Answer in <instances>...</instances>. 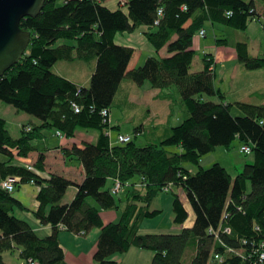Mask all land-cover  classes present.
<instances>
[{
	"label": "trees",
	"instance_id": "16d2710c",
	"mask_svg": "<svg viewBox=\"0 0 264 264\" xmlns=\"http://www.w3.org/2000/svg\"><path fill=\"white\" fill-rule=\"evenodd\" d=\"M105 1L63 0L60 4L59 0H45L40 13L20 21V27L31 32V42L21 59L0 76V101L40 123L28 126L29 131L24 126L21 135L12 138L4 118H0V153L10 158L14 152L25 157L36 150L32 142L41 138L45 128L57 130L66 138L73 137L78 128L96 129L99 137L95 142L62 149L65 158H76L84 169L83 180L75 184L76 192L69 203L62 199L73 182L59 174L52 173L38 189L39 205L32 213L40 224L51 225L50 235L37 234L31 224L13 214L16 208L28 207L0 187V264H10L2 253L14 247H19L23 264L29 258L38 264H67L58 234L63 228L81 236L98 228L95 264H118L111 256L126 253L131 247L154 251L150 264H264L247 255L250 241L264 239V103L226 101L214 86L212 55L204 53L202 70L190 72L195 57L193 39L205 23L221 25L229 34L243 31L260 16L254 0H125V9H111ZM159 7L163 15L155 25ZM138 29L157 53L165 48L167 55L150 56L127 72L133 48L116 44L114 36ZM58 40L65 42L54 45ZM229 42L226 37L215 41L219 45ZM230 43H234L244 69L264 67V57L248 53V42ZM75 58L95 60L86 87L53 69L57 61ZM125 76L137 86L148 81L153 88L168 90L174 103L185 106L183 121L170 127L160 140L143 146L132 137L128 142L111 143L105 133L110 127L109 110ZM203 95L218 100L203 99ZM71 101L81 106L79 112H74ZM232 106L239 107L242 114L233 116ZM102 108L109 113L108 123L99 113ZM140 127L133 129L135 135ZM235 138L240 146L250 147L253 161L234 178L220 163L207 169L201 166V157L218 145L228 148ZM175 145L182 151L168 149ZM44 158L42 151L35 170L44 168ZM187 162L197 170L186 169ZM36 172L0 162V181L16 174L22 181L33 179L41 184ZM115 179L120 181L121 190L126 189L124 201L118 196L121 190L111 193ZM110 181L111 187H105ZM167 185L171 186L167 190L174 189V222L179 225L187 219L180 189L193 208L192 226L176 233H140L142 222L161 211L151 204ZM119 208L122 211L117 221H102L101 210ZM224 212L230 216L224 218ZM226 226L229 232L224 231ZM211 228L215 232H210ZM244 239L246 243H242ZM229 248L240 250V255L229 252Z\"/></svg>",
	"mask_w": 264,
	"mask_h": 264
},
{
	"label": "rangeland",
	"instance_id": "374dc122",
	"mask_svg": "<svg viewBox=\"0 0 264 264\" xmlns=\"http://www.w3.org/2000/svg\"><path fill=\"white\" fill-rule=\"evenodd\" d=\"M61 2H63V0H59L60 4ZM119 2H120V5H119ZM123 2H125V0H108L105 2V5H107L111 9H115L116 7L125 9ZM254 4L260 16L259 18H256V20L249 22L248 26L243 31L235 30L234 34H229L226 32H221L222 29L217 31V29H215V27L213 26L214 24L212 25L210 22L205 23L204 27H205L207 34L205 37L203 36V38L199 39V44L201 46L200 49H203V47H206L207 49H209V51L212 54H215L217 57V55H219L218 54L219 49L218 48L215 49L214 43L217 38L223 39L224 37H226V38H229L230 42L231 41L248 42L249 44L248 53H250L253 56H257V55L264 56L263 54L264 53V24H263L264 5H263L262 0H254ZM215 26L217 28V26H221V25L215 24ZM138 32H140L139 29L138 31H134V34H137ZM127 34L117 32L114 36L115 37L114 41L116 43L117 39L120 38L121 43L117 42L116 44L127 45L129 43L130 46L135 48V51H133V55H132V63L141 65L150 56H155V57L162 56V52H160V54L157 53L155 48L150 43H148V41L146 40L144 36L143 38L142 36L140 38V36L137 37L136 35H133V37L129 40L127 37ZM62 41L63 40H58L55 42L54 45H59ZM222 50H225V49H222ZM222 50H221V54L224 52ZM225 53H223V55L225 58H227V55ZM164 54H166V52ZM202 56L203 55H201L200 50H198L195 53V57L191 64L190 72L193 73L195 71L202 70L203 68L202 61H201V59L203 58ZM217 65H218L217 74L215 75V79H214L215 86L218 85V87H221L223 90L225 91L228 90L229 93H227L228 94L227 97L230 100L233 98L232 95H237V93H233L232 91L234 88L232 86L233 81L229 77L230 65H227V67L225 68V66L222 64L220 59L217 61ZM53 69L55 70L65 69V71L67 72L71 71L72 76L77 79V82L84 84V82H86L85 80L88 79V78L85 79L86 78L85 74L86 72H89L90 68H89V64H86V63L85 64L82 62L66 63V61H64V62H58V64L53 66ZM243 70L244 72L249 71L248 69L247 70L243 69ZM258 70L259 72H264V67H261ZM256 78L257 79L259 78L261 80V77L259 75ZM89 79H90V76H89ZM257 79H255L254 77L250 78V76L247 79H243L241 83L239 84L237 91H239V89H241L242 87H245L246 85H248V88H249L250 86L249 84L256 83L255 80L257 81ZM238 81H239V78L235 80V83L237 84ZM173 89L176 91V88L173 87ZM124 90L127 91V94L129 95V97L133 98V100L136 101L135 105L128 106L127 103L121 102V100L123 99L122 96L125 93ZM151 90L153 89L152 87H150V84L148 81H145L142 85L137 86L130 78H127V77L123 78V82L121 84V90H120L121 92H119V94L116 96V99H115V102H118L119 105H114L112 106V108H110L112 123L114 125L119 124L121 128L119 129L111 128L110 129L111 133H109L108 130L105 131V133L108 132L110 134V139L112 143H117L116 141L117 133H121V132H124L121 134H126L132 137L134 142L139 146H143L144 144L148 142L152 143L153 141H156L158 139L160 140L165 135H167L168 128L171 126L174 127V125H178L182 121L181 119L185 117L186 113L184 114L183 110H181L182 104L174 103L173 109L176 112L174 116H169L164 113L162 115L160 114V116H158L154 120V123L158 125L157 129L151 130V128L148 127L145 129V132H144L145 134L135 135L133 128H132L133 125L141 126L142 123L145 124L146 115H148V112H149L146 110V108L151 101L150 100V95L152 92ZM176 93L177 92H175V94ZM244 94L245 93L242 92L240 95L245 96ZM203 98L204 99L206 98L207 100H213V101L218 100V98L215 96L203 95ZM241 99L243 102H247V103L250 102L249 100H252V99L247 100V97L241 98ZM161 102H162L161 99H157V101H155L154 104H161ZM231 114L233 116H238L242 114V111L239 107L237 108L235 106H232ZM24 126L26 128L28 125H24ZM168 149L172 152L182 151L181 148L177 145L170 146L168 147ZM252 159H253L252 153L246 154L242 152L240 150V141L235 138V139H232V142L230 143L228 148L222 145H218L217 147L214 148V150L208 152V154L201 157L199 163L205 169H207L209 166H211L214 163H220L221 165L225 167L226 171L229 172V174H231L232 178H234L238 173H240L241 169L246 163H251L253 161ZM184 166L186 169H189L191 172H195L197 170V166L190 162L185 163ZM15 176L19 177V181L16 182L15 184L16 186L17 183H22L21 181L22 178L20 175L15 174V175L6 176V177H15ZM31 181H33V179L28 180V182H31ZM24 182L25 181H23V183ZM34 182L36 181H33L31 183H34ZM110 185L111 183L108 182L105 187H108ZM26 188L27 186L24 184H22L21 186H17L14 190V194L19 189L22 190L21 191L22 193H26ZM67 189H68V192L65 194L63 200L64 199L66 200L68 197L70 198V195L72 194L73 190L71 189V185H69ZM249 190H250V183H247L246 191L248 192ZM173 191L174 189L173 190L170 189V190H166L158 194L156 200L153 201L151 208L153 209L159 208L161 211L158 212L156 216L148 217L142 222L141 227H140V230L142 232H144V230L145 231L150 230L154 232L160 231L164 233H168V232L176 233V232H179V230H181L182 227L190 228V226H192L194 219H195L193 208L190 205L189 200H187L186 196L184 195L183 191L180 189H179L178 195L180 196V199L183 202L184 207L186 208L187 219L183 222V224H179V225L174 222L173 207H172V201L174 199ZM124 193H125V189L121 190L118 193V196L120 198H123ZM88 200L91 205L93 204L97 206L94 200L90 198H88ZM121 211H122L121 208L112 209V210L103 209L100 212L101 219L102 221L104 220L106 222L117 221L118 217L121 214ZM18 212L21 213V210L15 209L14 214L16 216H19ZM59 233H60V239H61L59 240L61 241L60 244L63 245L66 255L68 257V260H72L73 258L76 259L74 255L79 256L80 254V257H82L81 253L89 252V250L95 244L100 232L98 228H93V230H91L90 233H88L87 235H82L81 237H77L75 233H69L67 231H62V230ZM38 234H40L41 236H46L41 232H39ZM19 252H20L19 247H14L8 251H5L3 253L2 258L4 259L5 262L10 263V264H22L24 260L22 257H20ZM148 254H149V258L146 257L148 256ZM189 254H191V251ZM153 255H154V251L152 250H149V249L145 250L139 247L137 248L132 247L129 250H127L126 253H115L114 255L111 256V258L117 261L118 264H150L151 263L150 261ZM184 257H185V260L188 259L186 255ZM187 262L185 261V263Z\"/></svg>",
	"mask_w": 264,
	"mask_h": 264
},
{
	"label": "crops",
	"instance_id": "0c3cea01",
	"mask_svg": "<svg viewBox=\"0 0 264 264\" xmlns=\"http://www.w3.org/2000/svg\"><path fill=\"white\" fill-rule=\"evenodd\" d=\"M106 1H108V0H106ZM255 10H256V8H255ZM189 22H190V20L187 22L186 25H189L190 24ZM213 26L215 27V29H217V31L222 29L221 32H224L222 26H217V28H216L215 24ZM204 29H205V27H204ZM140 32H138L137 34H134V32H131V33L127 32L128 34L127 33H123V34H127V37L130 40L133 37V35H136L137 37L140 36V38L142 36V38H143V35H142V33L140 34ZM205 33H206V30H205ZM226 33H228V32L226 31ZM206 34L204 35V37L206 36ZM119 36H121V35H119ZM196 36L194 37L193 43H192L193 47L195 48V53L198 50H200L201 55H203L202 57H204V53L212 55V57L214 59V64H213L214 76L217 74V66H218L217 61L219 59L222 62V64L225 66V68L227 67V65H230L229 77L233 81L232 86L234 88L232 91H233V93H237V95H232L233 98L229 100V98L227 97V95H228L227 93H229V91L223 90L221 87H218V85L215 86V83H214V86L223 92L224 97H226V101H229V102L238 101V100L242 101L241 98L247 97V100L252 99L249 101L253 102L255 104L264 103V72H259V70L258 71L257 70H249L248 72H244L243 66L239 63V61L237 59V53L234 49V43L229 42V43H224L221 45L214 43L215 49H217V48L219 49V52H218L219 55H217V57H216V55L212 54L209 51V49H207L206 47H203V49H200L201 46L199 44V39L203 38V37H199V36L196 37ZM120 41L121 40L119 38V39H117L116 43L117 42L121 43ZM63 42H65V41H63ZM60 44H62V42ZM128 44L123 45V46L132 47V46H130V44L129 45ZM132 48H133V51H135V48L134 47H132ZM222 49H225V50H222ZM221 50L224 51L223 53L226 52L225 54L227 55V58L224 57L223 53L221 54ZM160 52H162V56L167 55V53L164 54L166 52L165 48H161L158 53L160 54ZM132 55H133V53H132ZM132 55L130 57L131 59L128 63V66L126 68L127 72L132 70L134 67H137L140 65V64L137 65L136 63H132ZM261 56L264 57L263 55H261ZM202 59H201V61H202ZM64 61H66V63H75V62L80 63V62H82L84 64L85 63L89 64V68H90L89 72H86V74H85V77H86L85 79H87V78L88 79L85 80L86 82H84V84L77 82V79L72 76L71 71L67 72V71H65V69L64 70H55L54 69L55 72H58L63 77L65 76L68 79H70L71 81L78 83L79 85H82L85 87L87 85H89V82H90L89 76L91 75L92 70L95 66V60L91 59L90 61H86V60L83 61V60H79V59L75 58L74 60H64ZM64 61H57L54 65L58 64V62H64ZM224 62H226V63H224ZM258 75L261 77V80L259 78L258 79L256 78ZM249 76H250V78L254 77L255 79H257L258 82L255 80L256 83H250L249 88H248V85H246L245 87H242L241 89H239V91H237L241 81L243 79L249 78ZM125 77H127V76H125ZM237 78H239V81L236 84L235 80H237ZM122 82H123V79L119 85V88L117 89V93L114 97V100H113L114 103L112 106L119 105L118 102H115V99H116V96L119 94V92H121L120 90H121ZM152 89L153 90H151L152 92L150 95L151 101L146 108V110L149 112H148V115H146L145 124L142 123L141 127L139 129H137V132H136L137 134H140V135L145 134L144 133L145 129L148 127L151 128V130L158 128V125L154 123V120L158 116H160V114L162 115L164 113V114L169 115V116H174V114L176 113L175 110L173 109L174 102L169 97V91L164 90V89L160 90V89H156L153 87H152ZM242 92L245 93L244 94L245 96L240 95ZM122 98L123 99L121 100V102L127 103L128 106L135 105V103H136V101H134L133 98L129 97V95L127 94V91H125ZM157 99L162 100L161 104H154L155 101H157ZM112 106H111V108H112ZM181 110H183V113L185 114V112H186L185 106H182ZM109 113H110V110H109ZM0 118H4L6 128H8L12 138L13 137L16 138V137H19L21 135L24 125H28L30 127H33L34 125H37L40 123V121L36 117L30 116V115L26 114L25 112L22 113V112L16 110L13 106H9V105L3 103L2 101H0ZM109 126H110L108 128L109 133H111V130H110L111 128H118V129L121 128L119 124L114 125L112 123L111 113H110V119H109ZM138 126L139 125H136V126L133 125L132 128L134 129L135 127H138ZM55 133H56V130L45 128V130L41 131V138L36 139L35 141L32 142L33 146L36 148L35 151H31L25 157L17 156L14 152V154L11 158L5 154L0 153V162L8 161V164H11V165H20L23 167H25V166L31 167V169H33L35 172L37 171L36 176L39 180H42V182H41L42 185L46 184L47 178L52 173L57 174V175L59 174V175L63 176L65 179L70 180L71 182H73V184H71V189L73 190L72 194L70 195V198L68 197L66 200L62 199L63 202L69 203L70 199L73 197L74 193L76 192L75 184H80V182L83 180L84 169L82 168L80 161H78L76 158H73V157L72 158L71 157L65 158L63 156L62 149L71 148V146L74 144H76L78 146L82 142H88V143L89 142H95L99 137V131L96 129L86 130V129L78 128V130L74 133L73 137H67V138L65 136L60 137ZM121 133H124V132H121ZM121 133H117V136ZM167 133H168V130H167ZM109 138H110V134H109ZM116 141H117V139H116ZM110 142H111V139H110ZM42 151H43L44 156H45L44 168L42 170H39L36 168V170H35L34 165H35L36 160H37L36 158L39 155V153ZM110 183H112V182L110 181ZM22 184L27 186L26 193H22L21 192L22 190L19 189L14 194L15 188L11 192L13 194V196L15 198H17L26 208L28 207L27 209H23V210L19 209V210H21V213L18 212V214H19L18 217L25 220L27 223L31 224L32 228L36 231L37 234L39 232H41L44 235H50L51 225L50 224L49 225L40 224L38 222V220L36 219V217L34 216V214L32 213V210L36 209L39 205V202L37 201V193H38V189L42 185L39 183L37 184V183H31V182L26 181L24 183L23 182L17 183V185L15 187L21 186ZM28 184H29V186H28ZM110 187H111V185H110ZM67 192H68V189H67ZM122 200L124 201V197L122 198ZM17 209L18 208H16V210ZM14 211H13V214H14ZM104 222L108 223L106 221H104ZM61 230L65 231L64 229H60L59 232H61ZM147 232L157 233L160 231L154 232V231H150V230H147V231L144 230V232H142L140 230V233H142V234H146ZM162 233H164V232H162ZM58 234H59V240H61L60 239V233H58ZM76 236L81 237V235H76ZM59 242L61 243V241H59ZM95 247H96V243L92 246V248L89 250V252L81 253L82 257H80V254L78 253L79 256L74 255L76 257V259L73 258L72 260H68L66 252L64 250L66 263L67 264H95V261L93 260V252H94ZM63 249H64V247H63ZM3 253H2V256H3ZM146 257L149 258V254ZM150 257H151V255H150ZM23 263H24V261L22 262V264Z\"/></svg>",
	"mask_w": 264,
	"mask_h": 264
},
{
	"label": "water",
	"instance_id": "95a60500",
	"mask_svg": "<svg viewBox=\"0 0 264 264\" xmlns=\"http://www.w3.org/2000/svg\"><path fill=\"white\" fill-rule=\"evenodd\" d=\"M45 0H0V76L16 64L30 44L31 32L20 27L40 13Z\"/></svg>",
	"mask_w": 264,
	"mask_h": 264
},
{
	"label": "built area",
	"instance_id": "2783aa9c",
	"mask_svg": "<svg viewBox=\"0 0 264 264\" xmlns=\"http://www.w3.org/2000/svg\"><path fill=\"white\" fill-rule=\"evenodd\" d=\"M181 9L185 10L186 9V6L183 5L181 7ZM163 8L162 7H159L158 10H157V19L154 21V24H158V21H159V18L163 15ZM228 14H231V12H228ZM198 36L199 37H203L206 33H205V29L202 28L201 30L198 31ZM71 106L74 110L75 113L79 112L80 109H81V106L74 102V101H71ZM91 110L94 109L93 106L90 107ZM99 113L101 114V116L103 117V122H107L108 123V119H109V113L107 111V109L105 108H102L101 110H99ZM26 130H30V127H26ZM106 134H108V132H106ZM57 135L60 136V137H63V135L57 131ZM109 135V134H108ZM131 140V137L129 135H126V134H119L117 136V142L121 143V142H128ZM240 150L246 154H250L251 153V150H250V147L247 146V145H242L240 146ZM30 169V167H28ZM19 181V177H6L4 178L3 180H1L0 182V187L2 189H6L7 191L9 192H12L13 189L15 188V184L16 182ZM33 182V181H31ZM171 188L170 185H167L165 190ZM121 190V183L118 179H115V181L113 182V185H112V190H111V193H117ZM224 218H228L230 215L228 212H224L223 214ZM223 227H221L220 229H222ZM220 229H218L217 231H219ZM258 229V227H257ZM224 231L225 232H229V228L226 226L224 228ZM210 232H215V230L213 228H211ZM247 239H244L242 243H246ZM250 244V247H248V252H247V255L249 258H252V259H256L258 261H260L261 263H264V239H259V240H255V241H250L249 242ZM229 252L231 253H234V254H238L240 255V250L238 249H232V248H229L228 249ZM215 257L217 259H219L220 261H223V259L221 257H219L218 255H215ZM25 264H38L35 260L29 258V260L25 263Z\"/></svg>",
	"mask_w": 264,
	"mask_h": 264
},
{
	"label": "bare ground",
	"instance_id": "6f19581e",
	"mask_svg": "<svg viewBox=\"0 0 264 264\" xmlns=\"http://www.w3.org/2000/svg\"><path fill=\"white\" fill-rule=\"evenodd\" d=\"M56 132H57V131H56ZM55 134H56V133H55ZM31 180H32V179H31ZM21 181H22V180H21ZM23 181H24V180H23ZM23 181H22V182H23ZM26 181H27V179H26ZM33 181H35V180H33ZM34 183H36V182H34ZM37 184H38V183H37ZM39 184H40V183H39ZM33 185H34V184H33ZM41 185H42V184H41ZM15 188H16V187H15ZM63 229H64V228H63Z\"/></svg>",
	"mask_w": 264,
	"mask_h": 264
}]
</instances>
